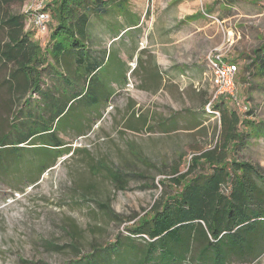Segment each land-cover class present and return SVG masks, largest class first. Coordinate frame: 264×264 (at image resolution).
<instances>
[{
  "label": "rangeland",
  "instance_id": "obj_1",
  "mask_svg": "<svg viewBox=\"0 0 264 264\" xmlns=\"http://www.w3.org/2000/svg\"><path fill=\"white\" fill-rule=\"evenodd\" d=\"M52 1L46 6L51 17ZM185 1L199 13L203 24H210L203 32L192 30L191 49L197 51L200 46L201 58H186L190 63L202 61V82L187 80L182 84L165 79L160 87H153L148 81L147 90H142L140 67L152 59V50L147 48L131 60L133 73L118 96L102 108L97 116L100 119L90 117L85 126L91 130L76 138L74 131L97 108L90 105V96L74 104L57 130L68 143L66 147H71L67 155H61L38 181L40 167L49 163L43 151L29 152L34 166L17 170L9 179L0 175V264H76L94 249L98 250L95 255H101L117 238L128 237L126 229L146 217L157 200L176 192L171 182L175 169L180 174L186 172L196 149H213L220 138L221 115L205 110L215 91L207 60L216 51L225 52L227 60L239 67L240 105L224 101L243 121L239 130L245 140L232 158L250 163L264 174V72L255 55L264 47V0ZM6 9L10 14L26 15L25 30L42 46L45 61H50L44 48L57 25L53 17L46 31L40 32L31 24V2L14 3ZM238 11L250 16L242 17ZM147 16L145 30L151 28L149 12ZM145 30L136 33L140 48L147 47L151 37L153 40V34L148 36ZM4 37L0 29V39ZM7 75V69L0 67V82ZM6 89H0V121H6L5 133L19 109L18 104L9 102ZM170 119L176 121L177 128L163 132L161 124ZM68 130L73 131L66 133ZM108 168L120 173L117 185ZM103 203L120 218L104 211ZM73 238L77 249L70 245ZM253 264H264V255Z\"/></svg>",
  "mask_w": 264,
  "mask_h": 264
},
{
  "label": "trees",
  "instance_id": "obj_2",
  "mask_svg": "<svg viewBox=\"0 0 264 264\" xmlns=\"http://www.w3.org/2000/svg\"><path fill=\"white\" fill-rule=\"evenodd\" d=\"M26 1L0 0V29L5 32L0 39V67L8 71L0 89L6 87L9 102L19 107L9 122L10 131L5 133L6 121H0V175L9 179L17 170L34 166L35 159L28 157L29 152L43 151L49 163L40 167L38 181L61 155L71 150L60 137L63 134H57L59 123L70 108L89 96L92 107L97 108L101 100L96 96L99 84H95L101 61L91 60L87 50L88 26L92 15L101 18L109 13L106 6L111 0L52 1V17L57 25L45 52L55 66L65 65L68 70L70 63L80 65L83 73L78 77H86L81 91L71 95L67 92L62 98L46 89L44 77L58 73L53 64L45 61L42 47L25 30L26 15L10 14L6 9ZM112 1H118L122 8L123 0ZM263 48L255 52L256 62H262V72ZM58 78L67 86L75 84L69 73ZM101 93L105 95V90ZM224 101L215 104L222 127L218 142L213 149H196L186 172L180 174L175 169L171 182L178 190L157 200L146 217L126 229L128 237L117 238L101 255H95L94 250H98L94 249L76 264H253L263 257L264 174L250 163L232 158L245 140L239 130L243 121ZM94 110L74 131L75 138L91 130L85 124ZM161 126L163 132L174 129V124L167 122ZM15 129L19 130L17 134ZM108 171L117 185L122 179L120 173L109 168ZM101 208L115 219L120 218L108 203L101 204ZM70 245L77 249L74 238Z\"/></svg>",
  "mask_w": 264,
  "mask_h": 264
},
{
  "label": "crops",
  "instance_id": "obj_3",
  "mask_svg": "<svg viewBox=\"0 0 264 264\" xmlns=\"http://www.w3.org/2000/svg\"><path fill=\"white\" fill-rule=\"evenodd\" d=\"M118 4V1L113 2V4L109 3L106 6L109 13L101 18L92 15L88 26L90 40L87 43V50L91 53V60L101 61L100 69H98L97 81L99 85L96 94L101 100L97 109L91 113L92 118L97 120L100 119L98 118L99 113L103 112L104 107L111 99L118 96L128 81V77L133 73L131 60L139 51L147 48L152 50L150 52L151 61L148 65L146 62L140 67L143 82L142 90H147L145 84L148 81L154 84L153 87H160L165 79L173 83L180 82L183 84L189 80L191 82L197 81L195 84H199L205 74L203 73L202 61L190 63L186 60L191 56L201 58L202 48L198 46L197 51L191 49L194 47L190 45V38L195 31L203 32L210 25L203 24L198 19L199 13L194 10V7L188 5L185 0H139L137 3H134L133 0H123L122 8ZM148 12L151 28L145 30L142 28L146 22L145 19L148 17ZM238 13L242 17L250 16V13L246 11H238ZM95 18L97 21L94 20ZM194 29L195 31L192 33ZM143 30L148 36L153 34V40L151 37L150 41L147 42V47L143 45L140 48L136 33H141ZM31 40L35 42L33 39ZM185 50L186 54L184 53ZM48 63L54 65L51 59ZM66 67L65 65H54L58 74L53 75L52 73L51 77H44L47 82L46 89L50 90L56 98L67 96V92L71 95V92L81 91L86 83V77H78V74L83 73L80 65L70 63L68 70ZM68 73L75 84L67 86L58 78L61 74L66 75ZM103 90H105V95L101 93ZM140 121L143 123V120ZM165 122L169 125L174 124L172 128H177L176 121L170 119ZM60 137L62 138V135Z\"/></svg>",
  "mask_w": 264,
  "mask_h": 264
},
{
  "label": "built area",
  "instance_id": "obj_4",
  "mask_svg": "<svg viewBox=\"0 0 264 264\" xmlns=\"http://www.w3.org/2000/svg\"><path fill=\"white\" fill-rule=\"evenodd\" d=\"M27 1L31 2L33 10V18L31 19L32 26L40 32L46 31L47 26L52 20V17L46 8L50 0ZM207 67L209 75L213 77L215 91L212 98L205 106L206 112L219 115L220 113L215 110V101H218L219 99H229L236 105H240L237 93L238 65L228 61L225 52L216 51L208 56Z\"/></svg>",
  "mask_w": 264,
  "mask_h": 264
}]
</instances>
